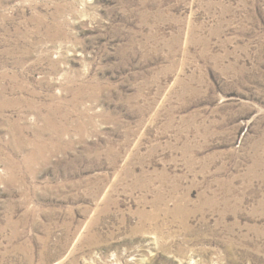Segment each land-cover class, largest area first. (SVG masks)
<instances>
[{
  "label": "rangeland",
  "instance_id": "1",
  "mask_svg": "<svg viewBox=\"0 0 264 264\" xmlns=\"http://www.w3.org/2000/svg\"><path fill=\"white\" fill-rule=\"evenodd\" d=\"M0 264H264V0H0Z\"/></svg>",
  "mask_w": 264,
  "mask_h": 264
},
{
  "label": "bare ground",
  "instance_id": "2",
  "mask_svg": "<svg viewBox=\"0 0 264 264\" xmlns=\"http://www.w3.org/2000/svg\"><path fill=\"white\" fill-rule=\"evenodd\" d=\"M4 90V89H3ZM2 91V90H1ZM4 104V103H3ZM41 141V140H40ZM54 152V151H53ZM33 154V153H32ZM38 155V154H37ZM183 207V206H182Z\"/></svg>",
  "mask_w": 264,
  "mask_h": 264
}]
</instances>
